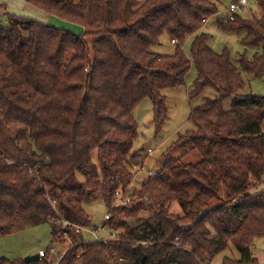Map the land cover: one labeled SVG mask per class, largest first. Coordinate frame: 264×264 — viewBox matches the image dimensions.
Wrapping results in <instances>:
<instances>
[{
	"label": "trees",
	"instance_id": "obj_1",
	"mask_svg": "<svg viewBox=\"0 0 264 264\" xmlns=\"http://www.w3.org/2000/svg\"><path fill=\"white\" fill-rule=\"evenodd\" d=\"M26 1L83 32L7 14L0 21V236L20 220L49 224L51 238L58 219L90 227L83 206L100 200L116 240L84 244L70 234L63 264H208L230 246L238 256L221 264H258L252 249L264 240V97L241 92L244 75L264 77V0H253L257 16L242 15L246 3L217 24L260 49L250 60L241 55L238 67L199 33L221 0ZM163 34L175 45L168 54L152 50ZM189 36L187 57L181 45ZM191 65L189 98L207 88L216 97L190 110L191 128L156 171L136 181L143 158L132 154L133 109L148 98L161 127L164 92L183 87ZM193 151L200 160L183 163ZM119 191L130 200L111 207ZM0 264L26 263L0 257Z\"/></svg>",
	"mask_w": 264,
	"mask_h": 264
},
{
	"label": "rangeland",
	"instance_id": "obj_2",
	"mask_svg": "<svg viewBox=\"0 0 264 264\" xmlns=\"http://www.w3.org/2000/svg\"><path fill=\"white\" fill-rule=\"evenodd\" d=\"M77 3L79 0H72ZM0 17L6 20V15H14L37 22L57 27L59 23L51 16L37 9L26 0H0ZM229 0H221L218 4V14L206 20L199 33L207 35V46L215 53L221 54L226 51L232 63L238 67V60L241 55L247 59H252L255 54L260 53V49L244 47L241 43L242 33L224 32L218 28L219 21L228 19L227 9ZM243 16L253 17L258 15V9L255 8L253 0H247V5L243 10ZM193 37H187L181 45L185 55L189 57L190 44ZM175 45L172 44L166 34L159 38V45L152 48L160 54H168L173 51ZM245 89L242 94H253L264 97V77L253 79L243 76ZM196 78V71L193 65L185 77V85L180 88L169 89L164 92L166 97V117L158 129L153 123L152 104L148 98H144L132 112L133 118L137 123V137L133 144L132 154L139 152V158H143V165L137 173L136 181L148 175V172L156 171L164 158L162 154L173 143L178 134L184 133L191 128L188 121L190 110L200 106L205 99H214L215 92L210 89L204 91L197 97L189 98V93L193 89V82ZM231 99L224 101V109L230 105ZM264 129V124L262 126ZM264 131V130H263ZM147 150L153 151L148 154ZM180 153H174L171 156L176 157ZM137 159V163L140 161ZM92 160L96 162V153L92 154ZM200 160V155L196 152H190L182 159L183 163H196ZM140 167H138L139 169ZM224 188L220 187L218 193L223 195ZM91 221L90 227L99 225L103 221L106 213V207L100 200H93L83 206ZM176 204L172 209L176 210ZM90 236V235H89ZM51 245V229L49 224L32 225L27 221L20 220L15 228L6 235L0 236V257L8 260L24 259L28 256L37 255L39 250H46ZM258 259V264H264V243L257 241L252 249ZM114 255V254H112ZM234 256L237 258V252L230 246L222 253L214 256L208 264H221L224 256Z\"/></svg>",
	"mask_w": 264,
	"mask_h": 264
},
{
	"label": "built area",
	"instance_id": "obj_3",
	"mask_svg": "<svg viewBox=\"0 0 264 264\" xmlns=\"http://www.w3.org/2000/svg\"><path fill=\"white\" fill-rule=\"evenodd\" d=\"M246 0H238L236 3H230L227 9L228 20H233L234 14L242 11L246 5ZM149 153L152 151L149 150ZM113 206L123 205L129 202L130 195L125 196L119 191L115 192ZM111 215L106 212L103 221L99 225L94 227H82L72 224L66 220L58 219L56 226V233L51 238V245L47 250L38 251V262L40 264H63V258L67 254L69 248L74 244L71 235H75L78 238L79 243L100 242L108 243L116 240V232L110 231L105 222L110 219ZM90 235V236H89ZM146 243H141L145 246ZM80 254V251L76 253V257Z\"/></svg>",
	"mask_w": 264,
	"mask_h": 264
},
{
	"label": "crops",
	"instance_id": "obj_4",
	"mask_svg": "<svg viewBox=\"0 0 264 264\" xmlns=\"http://www.w3.org/2000/svg\"><path fill=\"white\" fill-rule=\"evenodd\" d=\"M136 1H138V2H142V1H144V0H136ZM0 5H3V4H0ZM53 19H55V21L57 22V23H59L58 24V26L57 27H55V28H62V29H65V30H67V31H70V32H72V33H74V34H76V35H79V34H82V32H83V28L81 27V26H78V25H74V24H71V23H68V22H65V21H62V20H60V19H58V18H56V17H54V16H51ZM0 21H2V22H4L3 21V19L0 17ZM264 182V181H263ZM263 184V183H262ZM260 190L261 191H264V184L260 187ZM257 241H261L262 243H264V240L263 239H257L256 240V242ZM255 242V243H256ZM253 256L256 258V256H255V254H253ZM257 259V258H256ZM257 261H258V259H257Z\"/></svg>",
	"mask_w": 264,
	"mask_h": 264
},
{
	"label": "water",
	"instance_id": "obj_5",
	"mask_svg": "<svg viewBox=\"0 0 264 264\" xmlns=\"http://www.w3.org/2000/svg\"><path fill=\"white\" fill-rule=\"evenodd\" d=\"M131 224V223H130ZM23 261L26 263V264H30V263H35L38 261V256L37 255H33V256H28V257H25L23 259Z\"/></svg>",
	"mask_w": 264,
	"mask_h": 264
}]
</instances>
